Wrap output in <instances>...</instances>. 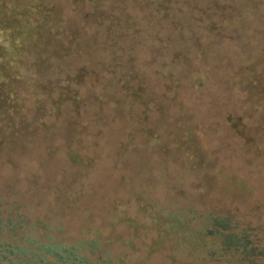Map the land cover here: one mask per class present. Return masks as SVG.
I'll use <instances>...</instances> for the list:
<instances>
[{"label":"trees","instance_id":"1","mask_svg":"<svg viewBox=\"0 0 264 264\" xmlns=\"http://www.w3.org/2000/svg\"><path fill=\"white\" fill-rule=\"evenodd\" d=\"M220 6L237 13L221 15ZM154 8L169 28L160 39L170 43V60L165 54L154 56V69L144 75L137 68L141 73L138 87L128 83L133 101L127 103L116 100V86L104 76L109 68L107 48L114 43L106 27L110 13L99 0H0V162L18 168L23 156L32 155L40 146L49 158L59 154L73 163L81 162L87 141L98 147L97 140L112 133L118 116L127 117L132 126L136 107L144 108L145 118L154 121L149 126L144 118L147 126L139 128L146 133L147 142L157 138L155 131L161 121L173 117L175 125L188 129L190 125L191 139L198 146L204 121L196 112L185 114L196 105L191 97L181 96L185 88L213 94L220 84L224 90L237 92L233 108L226 107L224 122L236 128L249 146L256 144L254 135L240 126L259 130L264 126V0H165ZM242 23L256 24L252 36H263H259L262 47L247 51ZM230 38L237 47L227 53L224 42ZM126 59V64L133 62L131 54ZM112 60L120 63L118 56ZM165 109L173 111L165 114ZM220 109L214 99L207 112ZM154 113L163 116L156 120ZM154 142L159 150L165 145L159 139ZM257 158H244L243 162ZM187 163L196 173L190 186L203 185V178L221 177L211 173L219 165L215 158L197 154ZM259 163L264 164V158ZM20 208L0 199V264H104L88 256L98 250L97 242L80 239L68 243L60 238L61 226L32 220ZM235 221L210 213L198 237L199 245H206V253L218 264H264L261 230L250 223L244 228ZM170 225L173 232L189 238L187 223L171 214ZM206 239L212 240V247Z\"/></svg>","mask_w":264,"mask_h":264},{"label":"rangeland","instance_id":"2","mask_svg":"<svg viewBox=\"0 0 264 264\" xmlns=\"http://www.w3.org/2000/svg\"><path fill=\"white\" fill-rule=\"evenodd\" d=\"M99 1L110 13L106 27L110 28L114 43L107 48L109 68L104 76L108 81L113 80L111 83L116 87L113 90L110 86V89L116 100L129 103L133 98L128 96V83L138 87V75L154 69V56L165 54V59L170 60V43L166 38L160 39L164 37L163 30L169 28L154 8L156 3L165 0ZM218 12L237 13L229 6H220ZM157 19H160L158 24ZM255 25H240L247 51L262 47L260 38L263 36H252ZM224 43L227 53L237 47L231 38ZM127 54L133 59L129 64H126ZM117 56L120 63L112 60ZM258 70L263 73L261 67ZM158 87L162 89L161 85ZM224 89L220 84L213 94H203L185 88L181 96L191 97L196 105L186 109L185 114L196 112L204 121L198 146L191 139L190 125L189 129L175 125L173 117H167V122L161 121L155 131L157 138L147 142L146 133L139 128L154 126V121L145 118L144 108L136 107L137 119L133 125H128L127 117L118 116L112 124L117 129L112 128L108 137L97 140L98 147L87 141L81 162L73 163L59 154L49 158L41 146L32 155L23 156L18 168L1 161L0 199L8 206L21 205V213L32 220L61 226L60 238L68 243L80 239L97 242L98 250L93 256L88 255L96 262L218 264L206 253V245L200 246L198 240L210 213L233 217L239 226L250 223L259 228L264 237V164L259 163L264 158V126L261 130L251 125L240 126L257 139L256 144L249 146L250 142H245V138L235 132L237 129L223 120L226 107L235 105L237 93ZM214 99L221 112L210 114L207 111ZM172 111L165 109L164 113ZM157 115L156 120L163 116ZM144 118L147 125L143 124ZM184 136L186 140L182 139ZM156 139L165 144L160 150L153 145ZM197 154L219 160V165L211 168V173L221 176L219 179L203 178V185L190 186L196 173L191 172L187 162ZM253 157L258 158L243 162L244 158ZM171 214L180 223H187L192 234L189 238L173 232ZM206 241L208 247L213 246L211 239Z\"/></svg>","mask_w":264,"mask_h":264}]
</instances>
